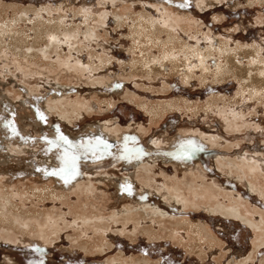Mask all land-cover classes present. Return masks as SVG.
Segmentation results:
<instances>
[{
    "label": "rangeland",
    "instance_id": "1",
    "mask_svg": "<svg viewBox=\"0 0 264 264\" xmlns=\"http://www.w3.org/2000/svg\"><path fill=\"white\" fill-rule=\"evenodd\" d=\"M0 202V264H264V0H0Z\"/></svg>",
    "mask_w": 264,
    "mask_h": 264
},
{
    "label": "bare ground",
    "instance_id": "2",
    "mask_svg": "<svg viewBox=\"0 0 264 264\" xmlns=\"http://www.w3.org/2000/svg\"><path fill=\"white\" fill-rule=\"evenodd\" d=\"M156 31H157V29H155ZM155 33V32H154ZM53 34H55L56 35V33H53ZM39 36V35H38ZM52 36H54V35H51V39H52ZM55 37V36H54ZM54 39V38H53ZM56 41V40H55ZM205 65V64H204ZM228 68V71L230 70V68H229V66L227 67ZM230 73V72H229ZM253 80L251 79V82H252ZM256 81V80H255ZM159 112V111H158ZM100 134H101V132H100ZM220 165V164H219ZM238 168V167H237ZM241 170V169H240ZM235 172V171H234ZM256 185V184H255ZM207 188V187H206ZM4 193H6V192H4ZM206 193V192H205ZM216 194V193H215ZM213 195V194H212ZM4 196H5V194H4ZM3 196V197H4ZM7 196V195H6ZM205 196V195H204ZM3 197H1V198H3ZM199 197V196H198ZM6 198V197H5ZM4 198V201L6 200ZM2 201V200H1ZM7 203V202H6ZM238 204V203H237ZM7 205V204H6ZM0 209H2V208H4L5 209V211H4V209H2V210H0V216H2L1 218H3V220H5L6 222H7V224H8V230L9 229H12V228H9L10 227V225H12V224H17L18 226H23L22 228H24V227H26V228H28L29 226H30V223L29 222H27V220L26 221H24L25 219H30V218H22V219H20V218H18V217H16L15 216V218H12V217H8L7 215H6V206L3 204V203H1L0 202ZM223 207L224 208H222V207H219V206H216L215 208H214V210L215 211H217V212H221L222 214H225V215H228V216H241V215H243V213H241V211L240 210H235V209H233V208H231V207H229V208H225V206L223 205ZM239 208V207H238ZM9 209V208H8ZM212 209V208H211ZM243 209V208H242ZM7 214H9V213H7ZM10 215V214H9ZM16 215V214H15ZM23 215V214H22ZM13 216H14V214H13ZM264 216V215H263ZM129 218V217H128ZM164 219V218H163ZM245 219V218H244ZM262 219V218H261ZM37 220V219H36ZM246 220V219H245ZM251 220V219H250ZM246 221H248V220H246ZM4 222V221H3ZM32 222V221H31ZM37 222L38 221H36L35 223L37 224ZM248 222H250V221H248ZM5 223V222H4ZM251 224H252V222H250ZM250 223H248V224H250ZM1 224V223H0ZM262 224L263 223H261V226H260V228L261 227H264V225L262 226ZM6 225V224H5ZM38 225V224H37ZM40 225H38V227H39ZM51 226V225H50ZM204 227V226H203ZM256 227V226H255ZM15 228V227H14ZM35 229V228H34ZM262 229V228H261ZM204 229H202V231H203ZM207 230V229H206ZM263 231V230H262ZM206 232H208V231H206ZM21 233V232H20ZM205 233V232H204ZM8 234V233H7ZM209 234V233H208ZM208 234H206L205 236L206 237H208ZM261 234V233H260ZM260 234H259V236H260ZM43 235V234H42ZM262 235V234H261ZM210 237H211V234L209 235ZM7 237V239H9V240H13V239H15V240H17V241H19V242H25V243H27V242H32V241H36L37 239H36V237H29V238H27L26 239V237L25 238H23L22 236H17L18 238H15L16 236H14L13 234H11V235H7L6 236ZM28 237V236H27ZM209 238V237H208ZM212 239V238H211ZM259 239H261L260 240V242H261V244H264V239H262V236L259 238ZM213 240V239H212ZM39 242V241H38ZM259 244V243H258ZM251 258H253V254L251 255V256H249L248 258H247V260H251ZM247 260L245 261V262H243V264H246V262H247ZM138 264V263H137ZM148 264V263H147Z\"/></svg>",
    "mask_w": 264,
    "mask_h": 264
},
{
    "label": "snow or ice",
    "instance_id": "3",
    "mask_svg": "<svg viewBox=\"0 0 264 264\" xmlns=\"http://www.w3.org/2000/svg\"><path fill=\"white\" fill-rule=\"evenodd\" d=\"M197 150H199L198 148H195V147H193V149H192V151H197ZM73 168H74V164H73ZM41 264H43V262L41 261Z\"/></svg>",
    "mask_w": 264,
    "mask_h": 264
}]
</instances>
